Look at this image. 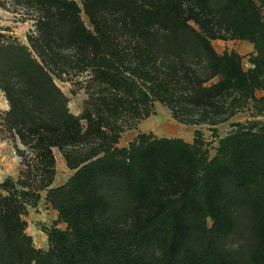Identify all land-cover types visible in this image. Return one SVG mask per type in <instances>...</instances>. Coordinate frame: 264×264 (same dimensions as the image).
<instances>
[{"label": "trees", "instance_id": "trees-1", "mask_svg": "<svg viewBox=\"0 0 264 264\" xmlns=\"http://www.w3.org/2000/svg\"><path fill=\"white\" fill-rule=\"evenodd\" d=\"M115 1L160 23L161 44L181 66L198 60L224 81L235 68L239 70L238 56L216 54L185 23L176 11L183 0ZM193 1L218 15L236 7L246 27L241 37L255 52L249 63L255 69L264 65V0ZM38 3L54 10L69 7L76 13L69 21L50 20L49 31L58 44L94 54L95 79L136 101L145 117L152 114L154 101L165 103L164 88L141 70L123 69L109 44L84 27L73 1ZM244 82L255 114L261 115L264 98L254 94L260 86ZM0 88L11 106L5 115L8 129L24 146L42 150L53 173L51 147L69 137L71 120L78 122L69 114L67 97L28 49L18 44L0 46ZM216 88L218 83L206 91ZM97 133L102 141L89 162L46 196L64 218L76 186L84 182L92 195L90 219L96 237L81 234L65 218V231L50 230L48 250L35 249L21 219L27 213L28 193L18 192L7 178L0 183V264H264V125L238 126L219 141L212 158L200 131L192 143L140 134L126 148L116 146L118 134ZM165 186L184 187V194L165 201ZM39 199L34 196L35 203ZM239 235L240 249L227 252L228 240Z\"/></svg>", "mask_w": 264, "mask_h": 264}, {"label": "rangeland", "instance_id": "rangeland-1", "mask_svg": "<svg viewBox=\"0 0 264 264\" xmlns=\"http://www.w3.org/2000/svg\"><path fill=\"white\" fill-rule=\"evenodd\" d=\"M68 1L76 4L84 27L109 44L123 69L141 70L164 88L165 103L154 101L152 114L145 117L136 101L112 84L93 77L92 52L84 54L56 42L48 22L72 20L76 13L71 8L54 10L40 5L38 0H0V46L26 47L67 97L69 114L78 119L70 121L69 137L51 147L55 161L52 173L43 151L24 146L17 134L8 129L5 115L11 106L0 88V183L10 178L18 192L28 193L24 201L27 213L21 216L26 223L23 232L35 249L44 252L48 250L50 230H66L65 218L81 234L97 235L90 219L92 195L84 182L76 186L64 218L46 200L50 189L64 186L89 162L102 141L97 130L106 135L118 134V148L128 147L140 134L192 143L195 132L200 131L212 158L219 141L238 126L253 122L264 125V112L255 114L244 82L260 86L254 94L264 98V65L255 69L249 63L255 52L253 45L241 37L246 27L236 7L218 15L193 0H183L176 6L185 23L205 38L216 54L238 56L239 70L235 68L224 81L215 69L198 60L191 59L185 67L181 66L161 44V24L146 15L133 14L115 0ZM262 15L264 18V9ZM217 83L218 88L206 91ZM183 194L184 187L172 190L165 186L163 190L165 201ZM36 195L40 199L35 203ZM241 238L239 235L229 239L227 252H237L243 243Z\"/></svg>", "mask_w": 264, "mask_h": 264}]
</instances>
